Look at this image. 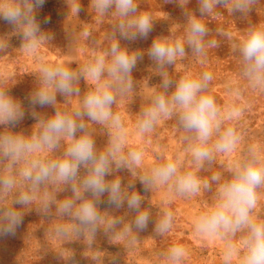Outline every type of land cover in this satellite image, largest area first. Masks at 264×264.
Listing matches in <instances>:
<instances>
[{"label": "clouds", "instance_id": "clouds-1", "mask_svg": "<svg viewBox=\"0 0 264 264\" xmlns=\"http://www.w3.org/2000/svg\"><path fill=\"white\" fill-rule=\"evenodd\" d=\"M44 3L45 0H8L7 4L0 6V18L19 29L23 47L30 51L52 38L42 31L36 17ZM178 3L186 22L183 37L155 38L147 50V55L161 70L172 66L178 58L185 57L186 46L192 54L199 55L206 45H217V41L209 39L212 30L204 19L220 14L218 8L247 18L262 0H197L195 11L188 7L191 0H180ZM91 8L101 17L116 18L112 31L106 35L107 47L96 51L78 71L62 64L41 62L39 83L29 103L43 108L56 104L57 93L62 96L79 95L77 84L81 79H87L92 87L81 98L74 112L56 110L54 115L44 118L33 112L32 115L38 119L35 135L25 137L10 131L0 133V162L7 161L5 174L0 175V192L12 191L16 187L17 176L29 182L32 189L45 184L70 186L73 198L61 201L56 210L60 215L78 222L74 228L77 236H94L105 223L97 204L106 203L115 209L126 205L129 212L134 213L120 233L126 237L133 230H146L152 221V214L143 206L144 197L134 190V182L130 181L125 186L118 176L106 179L113 172L126 169L139 179L145 191L167 186L179 196L196 194L201 189L210 192L215 184V201L207 211L197 216L195 231L201 236H220L228 241L226 259L236 251L239 264H264V221L253 215L257 206V191L264 187V162L257 158L256 151L250 149L246 158L230 169L229 178L225 179L221 173H214L210 179L197 175L206 164H211L213 150L231 153L239 140L234 127H224L220 107L214 97L207 94L213 78L211 73L203 72L198 77L188 73L178 79L165 74L159 90L152 96L149 105L142 109L138 121L140 133L147 134L155 129L162 117L176 116L178 127L187 134L185 140L191 144L194 170L181 171L179 162L169 157L148 174H142L139 169L143 153L127 147L124 124L113 106L120 97L134 90L132 72L144 56L142 50H130L120 41L147 39L153 31L154 20L150 14L139 9L136 0H91ZM79 11L78 4L76 12ZM7 47V42L0 43V52ZM234 52L241 62L240 76L251 89L264 92V24H248ZM241 113V109H232V115L236 117ZM24 116L21 103L9 94L8 87L0 85V125L15 127ZM84 117L109 127L110 138L104 151H97ZM213 136L216 140L210 147ZM61 141L64 142L61 158H39V152L57 149ZM21 163L24 166L17 173V165ZM81 167L87 169L86 174L80 175ZM105 194L107 201H102L101 197ZM53 201L54 197H49L44 202L42 210L45 213L50 211ZM32 203V192L23 191L16 196L13 205L27 207ZM170 203V200L164 202L162 215L154 222V231L161 236L172 228L174 214L169 208ZM22 223L21 210L14 206L0 208V238L14 236ZM121 223L120 218L113 217L106 224L105 231H112ZM55 231L60 236L68 234L64 227H57ZM238 236L242 254L232 242ZM162 255L165 264H184L188 253L184 246L173 245Z\"/></svg>", "mask_w": 264, "mask_h": 264}, {"label": "rangeland", "instance_id": "rangeland-1", "mask_svg": "<svg viewBox=\"0 0 264 264\" xmlns=\"http://www.w3.org/2000/svg\"><path fill=\"white\" fill-rule=\"evenodd\" d=\"M138 7L151 15L153 31L147 39L127 41L121 39L122 46L130 50H142L143 59L138 61L132 72L134 90L120 97L113 106L114 112L121 116L126 132L128 148L143 153V163L139 171L148 174L150 170L167 158L178 161L181 171L194 170L190 153V142L187 135L178 127L177 118H161L151 133L141 134L138 129L140 112L150 103L152 96L159 90L162 76L173 79L191 73L199 76L209 72L212 80L207 94L214 97L221 109L224 127H234L239 140L231 153L213 150V159L204 170L197 172L202 179H210L214 173H221L229 178L230 169L242 162L250 149L255 150L257 158L264 162V92L251 89L240 76L241 62L234 48L243 39L245 29L250 23L264 24V0L247 18L239 14L231 15L227 9L218 8L220 14H212L204 19L209 27V39L217 41V45H206L202 54H192L186 46L187 55L178 58L172 66L163 70L147 55L153 39L160 37L181 38L186 28L180 0H136ZM8 0H0V6ZM81 11L76 12L77 5ZM195 11L197 0L188 5ZM44 33L52 38L42 43L35 50L23 47L24 41L19 29L0 18V43L8 47L0 52V85L8 87L9 94L21 103L25 116L15 127L0 125V133L10 131L14 134L31 137L38 131L39 118L54 115L56 110L74 112L81 98L91 89L87 79H81L77 87L79 95L62 96L57 93V101L53 106H31L30 96L38 86V69L41 62L62 64L74 71L86 65L96 51L107 47L106 35L112 31L116 18L101 17L91 8V0H45L44 5L36 13ZM47 20V23L44 21ZM117 38H119L117 36ZM240 95H237V93ZM242 110L239 117L232 115V109ZM232 118L229 119V116ZM88 125L98 152L104 151L109 142L110 129L107 125L89 121ZM80 133H78L79 135ZM216 137L213 136L209 146L212 147ZM64 151V142L59 148L43 150L38 153L41 159H59ZM7 161L0 162V175L5 174ZM17 165V173L23 168ZM87 169L81 167L80 175ZM119 177L123 185L130 181L135 184V191L144 197L143 206L152 214V221L144 231L133 230L128 236L120 233L131 221L134 213L125 207L115 209L106 203L97 204L101 215L105 217L94 236L87 234L77 236L74 228L78 222L71 217L57 212L58 204L73 198L70 186L62 184H45L35 189L29 182L17 176L16 187L12 191L0 192V208L14 206L23 213V223L14 236L0 238V264H165L163 253L173 245H182L187 249L184 264H239V256L233 251L230 258L225 257L228 241L220 236H201L195 231V220L215 201L216 185L213 191L201 189L199 193L179 196L167 186L145 191L137 177L130 171L113 172L107 180ZM23 191H31L33 203L22 207L13 205L16 196ZM131 191V189H130ZM87 195V194H85ZM49 197H54L50 211L45 213L43 204ZM107 201V194L101 197ZM171 201L169 208L174 214L172 228L164 235L154 231V222L159 219L164 209V202ZM253 215L264 221V187L257 191V206ZM113 217L122 220L112 231H105V226ZM57 227H64L66 236L56 233ZM242 254L239 236L232 241Z\"/></svg>", "mask_w": 264, "mask_h": 264}]
</instances>
